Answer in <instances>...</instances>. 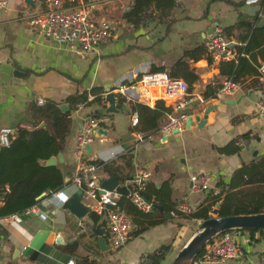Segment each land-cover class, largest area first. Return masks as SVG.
Masks as SVG:
<instances>
[{
    "label": "crops",
    "instance_id": "crops-1",
    "mask_svg": "<svg viewBox=\"0 0 264 264\" xmlns=\"http://www.w3.org/2000/svg\"><path fill=\"white\" fill-rule=\"evenodd\" d=\"M83 1L93 19L106 18L111 23L110 37L91 52H85L79 44L51 38L28 22L25 16L42 10L45 0H34V3L9 0V7L0 9V127L11 126L15 134L17 126L29 123V106L38 97L69 105V97L80 92H88L89 99H93L96 94L91 92L92 88L98 87L102 92L113 90L122 74L146 63L149 69L165 68L186 79L191 89L205 99L190 108L194 115H203L209 104L216 103L217 107L209 111L203 126L194 119L190 127L186 125L185 129L164 137L165 133L150 129L143 118L148 115L147 111L140 113L136 107L137 101L154 107L157 99L172 107L173 100L164 98L158 88L153 89L148 99L143 97L142 89L135 100L117 93L118 110L113 112H106L101 101L83 103L73 110L70 105L72 129L62 151L64 160L57 162L64 171L67 196L77 190L71 184L75 169L73 150L86 116L102 118L100 126L108 130L107 134H96L91 156L104 161L118 158L122 150L130 149L134 154V173L141 168L151 170L150 192L154 198L155 189L165 186L168 191L167 185L170 187L171 198H164L169 206H177L182 200L193 209L201 206L208 196L222 189L219 180L229 181L234 170L244 162L264 155V116L256 113L257 100L264 98V75L247 74L234 93L217 99L212 93L230 75L221 72L223 61L214 59L207 47L208 36L217 25L235 24L241 14L250 20L254 17L259 22L264 20V0H177L168 17L174 19L170 24L161 14H150L138 26L124 17L133 0ZM244 31V28L234 29L230 37L234 45L238 34ZM198 47L203 50L196 51ZM15 69L21 71L15 73ZM193 74L197 78L193 79ZM135 112L139 120L133 123ZM166 118L167 112L162 114L159 126ZM236 137L239 150L220 149ZM111 150H116L117 155L111 157ZM203 172L211 174L209 188L193 187L191 176ZM100 173L102 177L109 176L101 168ZM39 204L46 217L25 212L1 217L0 264H51L53 259L60 264H68L70 259H74L73 264H140L141 256L151 258V253L164 246L168 250L160 264H168L181 247L186 225L201 221L187 220L171 211L170 217L139 230L141 224L133 219L132 238L115 248L108 239L102 218L95 219L90 212L80 219L63 207L61 199L50 201L48 194ZM233 231L247 253L222 264H259L264 254V230L255 236L248 230ZM58 234L63 236L64 243H56ZM40 245L54 246V251L48 254ZM29 247L36 257L25 254ZM58 250L65 253L63 259L54 256ZM44 258L46 263L41 261Z\"/></svg>",
    "mask_w": 264,
    "mask_h": 264
},
{
    "label": "trees",
    "instance_id": "trees-1",
    "mask_svg": "<svg viewBox=\"0 0 264 264\" xmlns=\"http://www.w3.org/2000/svg\"><path fill=\"white\" fill-rule=\"evenodd\" d=\"M177 4V0H133L130 7L125 10L124 17L138 26L145 23L148 15L157 16L161 14L162 19L170 24L174 19L168 17ZM236 28H244L245 30L238 34L239 39L237 41L239 43L237 42L233 46L238 50L239 56L237 59L223 61L221 72L240 81H243L247 74L258 77L263 74L259 66L264 60V20L259 22L258 17L250 20L241 14L235 24L223 27L224 34L228 39ZM198 50H203V48H196V51ZM192 76L193 79L197 78L196 74ZM91 92L96 94L93 99H89L88 92L71 95L69 97L71 109L78 108L79 103L89 105L102 100L101 95L104 92L101 89L94 87ZM212 94L215 96V93ZM210 95L208 94V96ZM138 102H136V107L139 112L142 113L145 110L148 113L143 118L150 129L159 131L161 127L159 120L162 114L168 112L171 107L167 106L163 99H157L154 107L147 103ZM29 113L31 116L29 124L33 127L17 126L15 134L12 133L11 135L10 144L3 146L0 150V193H4L0 204V217L24 212L28 207L39 202L46 194L49 195L65 185L63 169L58 164H42L40 160L53 154L56 155L65 148L73 124L71 110H63L58 102L46 99L42 104L37 101L32 102L29 106ZM95 115L98 116L99 113ZM239 148L237 137L220 147L225 152H235ZM97 162L103 172L114 175L119 181L129 183V186L132 187L129 180L130 176L134 175L135 162L134 154L130 149L121 152L118 158L104 161L98 159ZM150 185L149 180L141 190L146 199L152 201L153 204L161 203L167 212L175 211L187 220H202L210 217L212 205L219 200H222L219 208L220 215L264 211V155L257 160L244 162L234 170L229 181L219 180L218 185L222 189L217 193H212L205 200L206 203L203 202L201 206L190 212H184L175 205L166 204L164 198H171V189L168 185V191H165V186L160 190L155 189V198L150 192ZM43 192L46 194L40 196ZM120 206L141 224L139 230L166 218V215L156 206L145 211L125 194L121 195ZM91 216L95 219L101 218L100 214L94 210L91 211ZM234 229L248 230L255 236L256 232H262L264 227L230 228L220 233ZM167 250L168 246H164L151 253L152 262L160 264ZM202 252L203 249L199 255Z\"/></svg>",
    "mask_w": 264,
    "mask_h": 264
},
{
    "label": "built area",
    "instance_id": "built-area-1",
    "mask_svg": "<svg viewBox=\"0 0 264 264\" xmlns=\"http://www.w3.org/2000/svg\"><path fill=\"white\" fill-rule=\"evenodd\" d=\"M8 7L9 0H0V9H7ZM25 17L30 24L37 26L47 36L65 43L79 44L85 52L97 50L99 44L106 41L111 35L110 20L106 18L93 19L90 16L87 3L83 0H45V7L42 10L27 14ZM207 47L211 56L219 61L233 60L239 56L238 50L233 47L231 40L224 34L223 27L219 25L215 26L213 32L208 36ZM259 68L264 75V60ZM241 83L240 80L226 76L217 84L215 98L221 99L231 95L241 86ZM154 88H158L164 98L173 100L172 107L167 112V118L159 129L163 133L170 134L174 130L185 129L190 108L205 101L203 97L191 89L190 83L186 79L171 74L165 68L149 69L148 63L131 68L122 74L115 82L113 90L122 96L135 100L137 96H140V89L144 92L143 97L148 99L153 94ZM45 101L42 96L37 98L39 104ZM82 105L83 103H79L78 107ZM256 106V113L264 116V98L258 99ZM101 119L86 116L82 121L73 150L75 169L71 176V184L76 189H82L84 201L91 206L92 210L100 214L111 245L118 248L132 238L134 221L132 215L120 206V198L123 194L116 189H106L102 186L100 165L97 159L93 158L91 153L86 150V145L92 143L96 136V127L100 126ZM138 120V112H135L132 121L136 123ZM21 125L26 128L33 127L29 123H22ZM13 131L14 129L8 125L0 127V144L2 146L10 144ZM116 155L117 151L111 150V157ZM150 176L151 170L149 168H141L129 180L132 187L130 186L128 196L145 211L151 210L154 206L153 202L146 199L141 193V190L150 180ZM210 179L211 174L209 172L195 173L191 176L193 187L201 189L209 188ZM65 186L49 194L48 199L50 201L61 199L64 202L68 197L64 190ZM176 207L184 212L194 210L183 200ZM24 212L47 216L39 202L28 207ZM246 253L245 246L232 230L213 236L205 244L203 252L191 264H222L231 259L243 257ZM139 262L140 264H153L148 255L141 256ZM73 263L74 259L68 261V264ZM259 264H264V254L261 255Z\"/></svg>",
    "mask_w": 264,
    "mask_h": 264
},
{
    "label": "water",
    "instance_id": "water-1",
    "mask_svg": "<svg viewBox=\"0 0 264 264\" xmlns=\"http://www.w3.org/2000/svg\"><path fill=\"white\" fill-rule=\"evenodd\" d=\"M28 3H34V0H26ZM234 45V42H231ZM21 70L15 69V73ZM102 100L101 103L105 106L106 112H113L117 111V98L118 94L114 90H110V88L102 93L101 95ZM227 102H232L231 100H227ZM60 107L63 110L70 109L68 103H61ZM217 104H209L206 106L203 115H194L193 110L189 111V115L186 120L187 127H190L193 120L196 119L198 121L199 126H203L208 117L209 111L216 108ZM44 124V122H42ZM108 130L103 126L96 127V134L103 135L107 134ZM173 132H178V130H174ZM164 137H168V134L165 133ZM2 145L0 144V150L2 149ZM86 150L88 153L93 151L92 143H88L86 145ZM63 152H58L57 155L53 154L48 158H41V163L45 165H53L57 164L58 161H63ZM133 178V175L130 176V179ZM101 184L106 189H116L117 191L121 192L122 194L128 195L130 193V186L127 183H121L114 175L103 176L101 177ZM46 192H43L40 196L45 195ZM0 197H3L0 194ZM222 200L216 202L215 206L211 209L210 213L212 214L210 217L202 219L198 226L196 227L194 233L186 240L183 245L179 248L178 252L174 256L171 261V264H191L192 261L199 255L201 250L204 248L205 244L216 234L228 230L230 228H262L264 227V211L259 212H251V213H235V214H228V215H220L219 208L221 206ZM162 213H164L167 217H170L172 214L171 212H167L165 207L161 203H154ZM63 207L69 209L72 213H74L78 218L82 219L86 215H88L92 208L91 206L86 203L83 199V191L82 189L75 190L72 194H70L63 202ZM97 230V229H96ZM100 231L99 233H101ZM106 241V238H102ZM63 236L58 234L56 237V243H64ZM41 250L47 252L48 254L54 251V246H45L43 247L40 245ZM32 248H26L25 254L32 258L36 257L35 254L31 251ZM65 253L60 252L59 250L54 253V256L57 258L64 257ZM68 255V254H67ZM46 256V255H44ZM43 256V257H44ZM42 262H47L46 258L41 260ZM53 263L51 264H60V261L53 259Z\"/></svg>",
    "mask_w": 264,
    "mask_h": 264
},
{
    "label": "rangeland",
    "instance_id": "rangeland-1",
    "mask_svg": "<svg viewBox=\"0 0 264 264\" xmlns=\"http://www.w3.org/2000/svg\"><path fill=\"white\" fill-rule=\"evenodd\" d=\"M200 221H196V222H190L189 224H187V228L184 231L183 235H182V239L180 241L179 245H183V243L186 242V240L194 233L196 227L198 226ZM167 264V262L165 263ZM168 264H171V261L168 262Z\"/></svg>",
    "mask_w": 264,
    "mask_h": 264
}]
</instances>
